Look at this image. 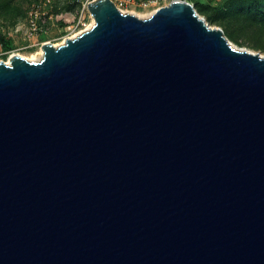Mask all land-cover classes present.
<instances>
[{
    "label": "water",
    "instance_id": "water-1",
    "mask_svg": "<svg viewBox=\"0 0 264 264\" xmlns=\"http://www.w3.org/2000/svg\"><path fill=\"white\" fill-rule=\"evenodd\" d=\"M0 61V264H264V53L192 0Z\"/></svg>",
    "mask_w": 264,
    "mask_h": 264
},
{
    "label": "rangeland",
    "instance_id": "rangeland-1",
    "mask_svg": "<svg viewBox=\"0 0 264 264\" xmlns=\"http://www.w3.org/2000/svg\"><path fill=\"white\" fill-rule=\"evenodd\" d=\"M15 0L20 12L15 17H6L0 11V36L9 41L5 49L0 40V61L9 62L14 54L30 61H39L45 42L60 45L67 38L86 30L93 17L85 4L89 0ZM168 4L171 0H162ZM198 13L211 26L221 27L232 45L264 53V26L260 20L241 13L242 0H193ZM39 5V14L35 19L43 27L39 34L30 33L29 11L33 5ZM88 5V4H87ZM124 12H130L142 18L149 17L154 8L138 6L133 3L119 4ZM251 18V19H247ZM236 37L238 40H235Z\"/></svg>",
    "mask_w": 264,
    "mask_h": 264
},
{
    "label": "trees",
    "instance_id": "trees-1",
    "mask_svg": "<svg viewBox=\"0 0 264 264\" xmlns=\"http://www.w3.org/2000/svg\"><path fill=\"white\" fill-rule=\"evenodd\" d=\"M193 1V0H192ZM15 0H0V11L6 15V17H15L20 12L13 13L16 9L14 6ZM243 7L241 13L250 15L254 20H260L264 26V0H242ZM251 19V18H247ZM238 40L236 37H233ZM0 40L5 49L9 48V41H5L3 36H0Z\"/></svg>",
    "mask_w": 264,
    "mask_h": 264
},
{
    "label": "built area",
    "instance_id": "built-area-1",
    "mask_svg": "<svg viewBox=\"0 0 264 264\" xmlns=\"http://www.w3.org/2000/svg\"><path fill=\"white\" fill-rule=\"evenodd\" d=\"M80 2H82L81 0H78ZM92 1L89 0L88 3ZM114 1V3L119 7V4H123V3H133L136 4L138 6H150L152 8H154L155 12L158 8L167 5L165 4L162 0H112ZM87 3V4H88ZM85 4V6L87 7L88 5ZM121 9V8H120ZM123 10V9H121ZM39 14V5L35 4L33 5V7L31 8V10L29 11V25H30V33L32 34H39L41 31H43V27L38 23V21L35 19V17H37Z\"/></svg>",
    "mask_w": 264,
    "mask_h": 264
},
{
    "label": "bare ground",
    "instance_id": "bare-ground-1",
    "mask_svg": "<svg viewBox=\"0 0 264 264\" xmlns=\"http://www.w3.org/2000/svg\"><path fill=\"white\" fill-rule=\"evenodd\" d=\"M139 17H143V16H139ZM94 22H95V19H94V17H93V20H92V23L86 28V29H89L93 24H94ZM79 34V33H78ZM78 34H76V35H78ZM76 35H74L73 37H75ZM54 45H58V44H54ZM241 47V46H240ZM243 48V47H242ZM41 53L43 54V49H42V51H41ZM8 63V62H7Z\"/></svg>",
    "mask_w": 264,
    "mask_h": 264
}]
</instances>
